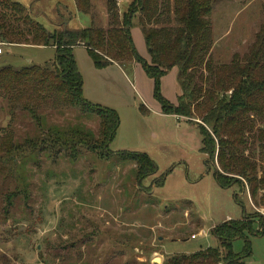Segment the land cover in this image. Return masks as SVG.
<instances>
[{"label":"rangeland","instance_id":"rangeland-1","mask_svg":"<svg viewBox=\"0 0 264 264\" xmlns=\"http://www.w3.org/2000/svg\"><path fill=\"white\" fill-rule=\"evenodd\" d=\"M13 1L52 32L108 28L110 21L106 0H91L94 20L78 14L74 0ZM211 24L210 56L216 63L230 64L255 42L264 24V0H214ZM132 34L138 51L149 59L137 19ZM4 44L0 69L52 66V46ZM74 56L84 98L119 114L113 153L105 159L84 146L76 159L64 152L56 157L32 153L20 162L22 189L12 190L10 180L0 178V264H163L174 255L219 246L212 229L228 217V222L252 217L254 230L260 228L264 209L253 205L243 181H233L230 188L219 186L213 169L206 166L197 125L161 114L154 82L140 65L97 69L81 46L74 48ZM177 72L171 70L161 79L162 94L175 104L181 92ZM38 114L61 132L99 134V118L75 108L43 105ZM8 125L18 142L37 133L21 105L11 115L0 101V128ZM123 151L146 153L158 172L139 183L136 165L121 159ZM162 176L163 185L157 186ZM13 192L16 196L9 198ZM249 241L252 255L245 264H264V236L249 235ZM244 244V239L236 240L234 252L242 251Z\"/></svg>","mask_w":264,"mask_h":264},{"label":"trees","instance_id":"trees-1","mask_svg":"<svg viewBox=\"0 0 264 264\" xmlns=\"http://www.w3.org/2000/svg\"><path fill=\"white\" fill-rule=\"evenodd\" d=\"M119 1L106 0L108 28L92 25L52 32L23 4L0 0L1 43L52 46L56 50L51 67L0 69L3 108L12 115L21 105L37 129L35 135L18 142L10 125L0 128V178L5 183L10 180L12 190L22 189L20 164L32 153L47 152L56 157L64 152L76 159L80 146L105 159L113 153L110 145L120 117L114 109L84 98L83 77L74 56V48L84 46L97 69L112 64L140 65L154 82L153 97L161 112L197 125L206 166L208 171L213 169L219 186L230 188L233 181H243L253 205L264 209V24L247 54L234 55L230 64H219L210 56L214 0H133L122 13ZM75 4L94 20L91 0H75ZM136 19L149 59L141 55L133 39ZM174 68L182 90L176 104L161 91V79ZM43 105L96 115L100 120L99 134L94 136L82 129L61 132L47 126L38 114ZM256 145L257 149L253 148ZM258 151L259 163L255 159ZM120 154L121 159L135 163L139 183L158 172L156 163L146 153ZM163 182L162 176L157 186ZM14 196L15 192L9 198ZM259 217L260 228L256 231L252 217L226 221L212 229L219 246L174 255L163 264H245L252 255L249 235L264 236V217ZM238 239H244L245 244L236 253L233 243Z\"/></svg>","mask_w":264,"mask_h":264},{"label":"crops","instance_id":"crops-1","mask_svg":"<svg viewBox=\"0 0 264 264\" xmlns=\"http://www.w3.org/2000/svg\"><path fill=\"white\" fill-rule=\"evenodd\" d=\"M75 1V0H74ZM132 0H129V3L131 2ZM126 3V0H121L120 2H119V6L120 7H122L123 9L121 10L122 12H124L125 10H126V8H127V6L129 5V3L126 5L125 4ZM76 10H77V13L78 14H84V13H82V12H80L78 9H77V6H76ZM84 15H88V14H84ZM88 20H90V16L88 15ZM133 35V34H132ZM145 44V43H144ZM144 46H146V45H144ZM81 47H84V46H81ZM85 48V47H84ZM92 60V59H91ZM93 62V61H92ZM136 65V64H135ZM111 67H114V68H117V69H121L117 64H112V65H110V67L109 68H111ZM108 68V67H107ZM106 68V69H107ZM173 71H177V69L176 68H174V69H172ZM178 73V72H177ZM176 73V74H177ZM180 86V85H179ZM181 88V87H180ZM182 94V90H181V92H180V95ZM179 95V96H180ZM143 102V101H142ZM144 103V102H143ZM161 110V109H160ZM156 111L157 112H159V113H161L160 111H159V109L157 110L156 109ZM161 114H163V113H161ZM163 115H166V114H163ZM166 116H168V117H172L171 115H166ZM174 116V115H173ZM176 117V116H175ZM177 118V117H176ZM228 220H230V217H228L227 218V221Z\"/></svg>","mask_w":264,"mask_h":264},{"label":"built area","instance_id":"built-area-1","mask_svg":"<svg viewBox=\"0 0 264 264\" xmlns=\"http://www.w3.org/2000/svg\"><path fill=\"white\" fill-rule=\"evenodd\" d=\"M4 43H1L0 42V54H2L3 53V47H4ZM192 238H195V236H192Z\"/></svg>","mask_w":264,"mask_h":264}]
</instances>
